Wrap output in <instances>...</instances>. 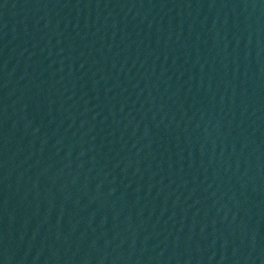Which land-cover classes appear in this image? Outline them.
Segmentation results:
<instances>
[{"label": "water", "instance_id": "95a60500", "mask_svg": "<svg viewBox=\"0 0 264 264\" xmlns=\"http://www.w3.org/2000/svg\"><path fill=\"white\" fill-rule=\"evenodd\" d=\"M0 264H65L8 0H0Z\"/></svg>", "mask_w": 264, "mask_h": 264}]
</instances>
